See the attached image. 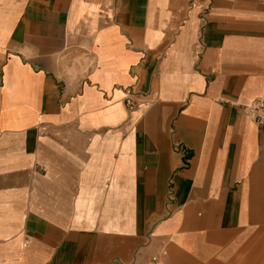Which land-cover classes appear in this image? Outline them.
<instances>
[{
	"label": "crops",
	"instance_id": "crops-1",
	"mask_svg": "<svg viewBox=\"0 0 264 264\" xmlns=\"http://www.w3.org/2000/svg\"><path fill=\"white\" fill-rule=\"evenodd\" d=\"M263 91L261 0H0V264H264Z\"/></svg>",
	"mask_w": 264,
	"mask_h": 264
},
{
	"label": "built area",
	"instance_id": "built-area-1",
	"mask_svg": "<svg viewBox=\"0 0 264 264\" xmlns=\"http://www.w3.org/2000/svg\"><path fill=\"white\" fill-rule=\"evenodd\" d=\"M261 1L264 2V0ZM123 104L128 111L134 110L137 104L136 94L129 91L123 99ZM241 108L243 113L253 119V121L264 130V91L252 102L241 105ZM148 264H159L158 257L152 256Z\"/></svg>",
	"mask_w": 264,
	"mask_h": 264
},
{
	"label": "rangeland",
	"instance_id": "rangeland-1",
	"mask_svg": "<svg viewBox=\"0 0 264 264\" xmlns=\"http://www.w3.org/2000/svg\"><path fill=\"white\" fill-rule=\"evenodd\" d=\"M259 235H261V232ZM254 243H255V240H252V239L244 240L241 254L239 255L240 251H237V255L233 257V259L235 258V260L231 262V259H228V263L227 262L226 263L227 264H240L243 260L247 258L249 253L253 255V251H255Z\"/></svg>",
	"mask_w": 264,
	"mask_h": 264
}]
</instances>
